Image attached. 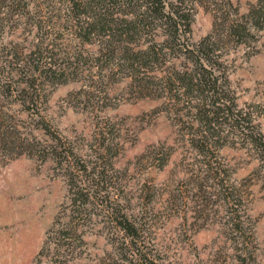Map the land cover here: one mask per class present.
Instances as JSON below:
<instances>
[{
  "label": "rangeland",
  "instance_id": "374dc122",
  "mask_svg": "<svg viewBox=\"0 0 264 264\" xmlns=\"http://www.w3.org/2000/svg\"><path fill=\"white\" fill-rule=\"evenodd\" d=\"M105 1L134 38L89 40L85 2L0 0V264H129V224L159 264H264L258 0H166L177 35Z\"/></svg>",
  "mask_w": 264,
  "mask_h": 264
},
{
  "label": "trees",
  "instance_id": "16d2710c",
  "mask_svg": "<svg viewBox=\"0 0 264 264\" xmlns=\"http://www.w3.org/2000/svg\"><path fill=\"white\" fill-rule=\"evenodd\" d=\"M166 0H150V5H148L147 11H149L154 4L158 6L157 9H159V12L161 13V18H166L167 21L174 22L175 28H176V34L178 33V25L182 23V20L184 19V15L181 13L180 10L172 9L165 12L164 8L165 5L163 2ZM177 3H183L184 0H176ZM71 2L75 3V5L80 8L82 6L81 3L85 2L86 9L87 8H93L92 13H89L88 10L83 11L80 13L79 22H78V29L80 31H86L87 38H89V35L91 36L95 32L101 31L102 29L111 35L110 38L113 39H122L124 37L126 38H134L135 33L140 30L141 23L144 22V20L139 19V16L134 17H115V13H112L111 11H108V7H104L103 2H106L105 0H95V3L97 2V5H94V3L91 0H71ZM171 5H174L172 1H170ZM176 4V5H178ZM106 8V9H105ZM146 12V11H145ZM244 17H246L247 23L256 24L258 27H262L264 25V0H258L257 3H255L249 10L247 14H244ZM89 18H92V21L89 20ZM187 26L189 27L190 24L188 22ZM238 32V30L236 31ZM172 36L171 38L165 39L164 41H170L176 43V36ZM214 39L212 34L207 35L204 40L201 42L202 45H209L214 43ZM90 40V38H89ZM123 40V39H122ZM213 42V43H212ZM177 44V43H176ZM155 47V46H154ZM153 50V48H151ZM139 59H135L136 62ZM241 222V221H240ZM123 230L127 233V235L131 239V243L128 245V248L130 250V257L128 255L125 256V261H129V264H159L158 259L152 254V251L148 249V247L143 243V239L141 237V230L139 229L138 225H120ZM65 231L68 232V236H72L73 234L78 235V239H80L82 242L84 241L83 236L78 233V229L75 228L72 225H65ZM65 238V236H63ZM67 249L69 247H61V249H57L59 251V255H65L67 253ZM63 252V253H61Z\"/></svg>",
  "mask_w": 264,
  "mask_h": 264
}]
</instances>
